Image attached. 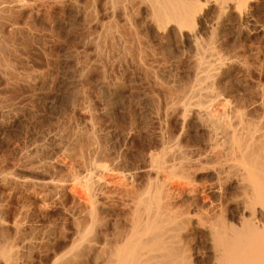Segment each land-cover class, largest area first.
<instances>
[{
    "label": "rangeland",
    "instance_id": "1",
    "mask_svg": "<svg viewBox=\"0 0 264 264\" xmlns=\"http://www.w3.org/2000/svg\"><path fill=\"white\" fill-rule=\"evenodd\" d=\"M27 1V6L15 11L12 21L28 28L29 33L18 36L9 23L0 29V39L3 37L10 45L11 51L6 52L5 57L12 66V73L8 75L0 69V123L5 124L0 130V168L5 172L13 170L17 173L14 177H18L15 186L0 180V253L3 255L2 249L7 248L12 253V259L3 257L6 260L0 254V264H86L90 259L85 255L89 253L84 248L87 241L83 236L90 223L92 203L97 210V235L105 227L104 222L109 229L116 224L120 229L130 224V220H126L130 219L128 215L134 205L131 200L147 189L151 178L155 179L151 159L162 153L161 150L165 151L168 144L178 147L177 154L183 151L182 156L178 154L182 157H178L179 160L185 159L183 156L188 160L194 155L196 158L198 153L209 152L215 163L211 168L205 166L206 172L199 167L200 171L187 169L190 177L183 171L178 172L180 176L172 175V179L167 173L161 174L160 180L164 179L165 188L172 192L180 185L185 186L183 196L175 200L174 206L186 210V200L194 195L190 194L196 185L198 193L204 190L212 198L217 196L208 186L213 179L212 167L221 157L215 156L222 153L224 146L211 150L206 121L195 114L184 116L181 109L197 72L191 47L186 42L169 40L153 32L156 30L145 23V14L135 13L127 20L106 0ZM262 7V16L259 13L262 20L254 25L256 29L233 23L227 29L215 25L212 32V23L206 22V29L200 31L205 40L215 33V46L229 61L225 62V69L220 72L222 76L219 73L215 82L220 108L221 102L227 103L225 109L227 113L230 109L231 117L243 113L240 117L245 118L244 124L253 121L259 127L264 121ZM208 10L206 8L205 12ZM248 30H251L249 35ZM35 74L39 75L40 82L33 79ZM105 85L113 89L109 87V92ZM7 110H11V114H6ZM185 117L187 121H183ZM234 120L233 123L239 118ZM239 121L234 126L242 128L244 125ZM60 142L63 150L58 151ZM213 149L218 152L213 154ZM26 154L29 156L25 157ZM32 169L42 172L36 175ZM48 171L54 180L40 184L38 179L47 176ZM89 172L100 174L94 175L96 178L92 181L97 182L98 178L100 181L93 182L92 194L86 187ZM153 180L151 183L157 179ZM130 188L136 191H127ZM124 192H128L126 198ZM237 198L239 196L234 200ZM126 202L130 203L126 205ZM215 213L219 214L218 208ZM211 223L206 220L204 226ZM182 234L185 238L190 231L185 229ZM202 246L208 244L202 243ZM193 260L201 264L202 258L195 256Z\"/></svg>",
    "mask_w": 264,
    "mask_h": 264
},
{
    "label": "bare ground",
    "instance_id": "2",
    "mask_svg": "<svg viewBox=\"0 0 264 264\" xmlns=\"http://www.w3.org/2000/svg\"><path fill=\"white\" fill-rule=\"evenodd\" d=\"M72 2L70 3L72 4ZM106 2H110L111 4H114L115 5V6L113 5L114 9L116 8L119 9L124 14L125 18L127 17V20L129 18H132L135 13L145 14L146 15L145 23L147 22L150 25V27L153 28V30L154 29L156 30L153 32H157L163 38L169 40L173 38L176 40L186 42L187 45L191 47L194 53L193 57L195 58L193 60H195L196 61L195 63L197 64V72L195 71L196 74L194 76L195 81L193 82V87L190 86L191 90L188 91L189 92L187 94L188 96L184 98L183 100L184 102L182 101L183 103L181 109L183 108L184 116L188 114L189 116L190 114H195L197 118H199L198 116H200L203 119L201 118L199 119L206 121L205 123L207 125L205 126H207L208 129L205 126L204 127L207 130H209L208 133L210 134V136L209 135L208 136L210 138L208 139L209 142L211 141V150L212 148L215 149L216 147L219 148L220 146L221 149L223 146L224 148L223 150H221L222 151L221 154L223 155L215 154L216 155L215 158L217 156H221V157L217 158V160L218 159L219 160L218 161L216 160L215 161L216 165H213L212 167L213 179L210 182V185L208 186L210 187L209 189H214L215 193H217L218 195L212 198L209 196L207 191L203 190L202 192L198 193V188H196L197 185L196 186L193 185L195 187L194 188L192 187L193 192L190 195L192 196L193 193L194 195L186 200L188 203V206H186L187 207L186 210L184 209L180 210L174 206L175 200L183 196V191L185 190L184 188L185 186L180 185L177 187L176 190L174 189V191L172 192L169 188H165L167 184L164 185V181H163L164 179L160 180L161 174L167 173V176L169 174L171 176L168 177L171 178L172 175L176 176V174H178L179 171H183L186 172L188 176L187 169L198 170L197 168L199 167L200 169L202 168L201 170H203L205 169V166L207 167L209 165L210 167L212 166L211 164H215V163L213 162L214 160H211V155L209 154V152L203 154L198 153V156H196V158L194 155V158H191L192 157L191 156L188 160L186 158L187 156H183L185 157V159L183 158L184 160L183 159L179 160L178 157L182 158L180 156H182L181 152L183 151H179L178 153L180 155L179 156L176 153L178 152L177 151L178 147L176 146L174 148V146H171L173 143L168 145L166 144L167 149L165 148V151L163 150L164 152L161 150L162 153L159 152L160 154L158 155L156 154V156L152 155L153 158L151 160L154 162L152 169H154L155 171L154 173L156 177L154 180L157 179L156 182L151 183L150 180L151 179L153 180V178H151L147 182L150 183L149 185H147L148 186L147 189L145 190L143 188V191L144 190L145 191L143 193L139 192L140 194L136 198L133 197L134 196L133 194L136 193L133 194L131 193L132 191L135 192L136 188L135 189L133 188L134 190H132V188H130L131 190L127 189V191L128 190L131 191L130 193L133 195L132 198H134L131 200V198H129L131 196L130 194L128 200L130 199L134 205L131 204L133 205L132 209L129 207L131 210L130 215H128L130 216V219H128L127 217L128 220L126 221L129 222L130 220L129 222L130 224H128L127 222L129 226L126 225L128 226L127 229L125 228L126 226L124 227L126 230L122 228L124 229L122 231V229H120L117 224L114 226L116 221L114 224H112V226L114 227L112 229H109L107 226L108 224L107 221L106 222L107 224H105V222L103 223L105 227H102V231L101 233H99L100 235H97V232H95V229L97 228L95 226V224H97L96 223L97 210L95 204L92 203V207L90 209L91 211H89L90 223L89 226L85 229L83 236L87 241V245H85L84 248L85 250L87 248L89 253V254L85 253V255L87 256L89 255L88 258L90 259L89 261H86V264L87 262H89V264H195L193 260L195 256L198 258H202L201 264H264V133L262 134L260 133L261 129L264 128V121L263 123L261 122L260 127L259 125H257L258 123L256 124V122L255 123L253 121L249 123L246 122L247 124H249V126L247 127L246 123L244 124L246 120L243 121L245 118L242 119V117H240L242 116L241 114L243 113H240L239 115L238 113L235 112L238 116L234 115L235 116L234 118L236 117L239 118L240 120V121L238 120L239 124L242 126L243 123L244 126L242 128L238 127V125L234 126V123L236 122L238 123V121L236 120V122L233 123V121L235 120L233 116L232 117L230 116L231 115L229 113L230 109L228 110L229 114L226 112L225 108L227 103L225 104L221 102V108H220V104H219L220 102H218L220 95H219V91L218 93L216 91L217 88L215 86V82H216V77L221 75L220 72L223 69H225L224 68V65L226 64L225 62L227 61L228 63L229 61L224 58L226 57V55L223 57L224 53H222V51L219 52V50H217L218 47H216L217 45L215 46L216 42H214L215 33H213L212 35L208 33L210 35V37H208L209 40H205L200 33L201 29H206L204 28V24H206V22L212 23L211 24L212 30L210 29L212 32L214 31L213 27L215 25L216 28L218 25H220L223 26L224 28L226 27L225 29L230 27L231 24L233 26V23H239V25L243 24L242 26L257 25L262 20L261 19L262 12H260V9L264 4V0H106ZM27 5H28L27 0H0V29L4 25L9 23L13 28L12 30H14V32L18 34V36L23 34H28L29 33L28 28L15 25L13 22L15 20L12 21L13 14L15 13V11ZM206 8L209 9L207 12H205ZM259 13L261 14V16L259 15ZM16 24L18 23L16 22ZM258 27L260 28V25ZM261 27L263 29V26ZM245 29L248 28L246 27ZM251 30H248V35L251 33L250 32ZM221 31H219V33ZM9 46L8 44H6V41L2 37L0 39V69L2 70V73L6 75L12 73V69H11L12 66L10 67L5 57L6 52L11 51ZM143 54L144 53H142V55ZM41 78L42 77H40V79ZM33 79L39 81V75L34 76ZM31 83L32 84L34 83L32 82V79H31ZM109 87L107 86L108 90ZM217 102L219 105H217ZM179 106H181V104ZM10 111L7 110L6 114H11ZM231 112L234 111H232L231 109ZM187 120H188L187 117H185L183 121H187ZM245 125L246 128H244ZM4 128H5V124L0 123V130H3ZM61 142L59 145L57 144L58 151L63 150V146H62L63 144L61 145ZM214 149H213V154L215 152ZM186 153L187 152H185V155ZM210 153L212 152L210 151ZM27 155L28 154H26L25 157ZM177 159L178 161H176ZM185 160H187L186 163H184ZM235 161L236 163H234ZM238 161L241 163V167ZM33 165L32 166L28 165V166H31L30 168H32L34 167ZM238 165L240 169L238 168ZM96 170H94V172ZM206 170L203 171L206 172ZM32 171L35 172L36 175L37 174L40 175L39 172L41 170L32 169ZM152 171L153 170H151V172ZM44 172L45 170L43 171V173ZM94 172L92 173L89 172L90 174L89 173H88L89 175L87 174L89 177L87 178V181L85 180L86 187L89 190L88 192H91L90 190H93L91 189L92 188L91 186H93L95 183H98V181H100L99 178L97 179L98 180L97 182L92 181L94 175L98 173V172L96 173ZM183 172H179V174ZM16 174L17 173H15V171L13 170L12 171L8 170L5 172L4 170H2V168H0L1 182L5 181L11 186H15V184L18 182L16 181L17 176L14 177ZM181 175L184 176L185 174H181ZM51 176L52 175H49V171H48L47 176L38 179L40 181L39 183L42 185L51 183L54 180L53 176L52 177ZM99 176L97 175V177ZM188 177H190V175ZM188 177H186L185 179H188ZM154 180L152 182H154ZM138 191H140V189ZM236 192L241 194L238 195L236 194ZM127 194L126 193L123 194L125 195V198L126 196H128ZM238 196L239 198H237L235 201L234 197H238ZM122 197L121 199L124 198ZM215 201H219V204L216 205ZM123 203H125V200ZM128 203L126 205H128ZM217 208L219 210V214L216 215L215 212ZM194 220H196L195 222L196 224L194 223ZM206 220L207 222L208 220H210V223L211 221L212 223L210 225L207 224L208 226L206 225L204 226V221L206 222ZM214 220L215 222L217 221L216 224L213 223ZM185 229L190 231V235L184 238L182 232ZM96 236H98L99 239L98 238L96 239ZM95 240H98L97 242L100 243L99 244L100 246L98 245V243L97 244L95 243ZM202 243L204 244L207 243L208 246H202ZM95 245H98L99 247L98 246L97 247L99 249L98 248L95 249L96 247ZM97 249L99 250V252H97L98 251ZM4 250H6V252H4ZM7 250L11 251V249L9 248L2 249V253H4L3 255L0 253L2 255V258L4 256L6 259L11 258L10 254L12 253H10V251L8 252ZM93 250L94 251L97 250L96 251L97 254L93 253ZM91 253L95 254L94 255L95 257L93 259L91 257L92 255Z\"/></svg>",
    "mask_w": 264,
    "mask_h": 264
}]
</instances>
